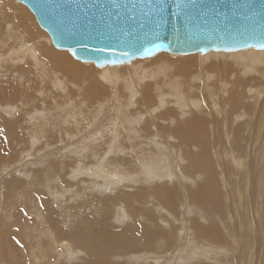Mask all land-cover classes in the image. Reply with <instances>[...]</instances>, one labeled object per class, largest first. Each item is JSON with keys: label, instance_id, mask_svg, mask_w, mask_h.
I'll return each instance as SVG.
<instances>
[{"label": "bare ground", "instance_id": "6f19581e", "mask_svg": "<svg viewBox=\"0 0 264 264\" xmlns=\"http://www.w3.org/2000/svg\"><path fill=\"white\" fill-rule=\"evenodd\" d=\"M2 35L7 37L8 40H11L5 42ZM29 41H31V43ZM50 42L51 39L49 37L46 38L45 34L37 28L36 21L31 16V11L27 7L18 5L13 0H0V48L3 49H0V52L2 53L0 54V60L2 59L1 56L4 57L10 52L6 57L12 61V65L10 64L11 66H13L17 60H20V62L23 63L21 65L18 61V65L20 66V68L18 65L13 66L18 67H15V69H18V71L19 69L22 70L21 76L19 77L23 80V86L21 87L30 88L31 81L33 80L32 78L35 75H39V70L37 68L38 64L33 63V58L35 57H40L43 60H50L49 64L51 65V67H57L59 70H64L65 73L71 75L73 77V83L71 85L72 87H75L76 80L74 79H77L79 74L83 75L86 67L84 66L82 61L74 60L72 58L71 54L74 55L73 51H52ZM27 44H29V46L26 47ZM4 48H10L11 51L7 53V50H5ZM15 48L19 49L15 50ZM53 49L55 48L53 47ZM211 50L209 52L207 51L206 54H203L204 52H195L199 54L200 57L196 54L177 55L174 53L178 56L174 58V56H170L172 54L168 52V54H170L168 55V63L178 73H182V75L186 74L192 67V65L194 67L195 62L203 65L201 67L204 70L205 75L210 77V80L213 77L217 78L216 81L211 85L210 83L205 85L195 83L194 85L189 86L190 84L188 85L187 83H185L183 78L182 80H180L179 87H177L179 88V91L176 92V95L174 89V93L163 95V99L161 98L158 100L157 98L160 96H158L157 98L156 96L155 98L152 97V99L151 97H147L148 94H152L151 90L149 91L145 87L148 86V84H146L145 86L141 87V93L135 99L138 100V105L128 104L129 110H137L139 107H143L144 109L143 115L135 114V116L138 118L135 126L139 125L141 122L144 123L139 127L141 129L139 130L140 132L144 134L145 132L146 134L151 133L149 131V128L147 127H154L156 131L166 133L162 134V136L166 135L165 140L170 147L172 158L169 156L168 150L164 149L163 155L165 164L169 169L168 174L169 172L175 173L171 174L170 177H168V175L166 174L160 175L157 171V167H145L144 180L138 178L137 183L140 184V186L137 188V190L131 189L133 187L132 179L131 177L124 176L126 175L124 170H121V174L115 175V177H117L116 179L110 177L112 182L109 181V185H106L108 181L106 183V180L103 179L105 183H102V186H111L113 191L115 192V199L123 203V209L117 210V213H115V219L121 220L123 218H127V216L124 214L127 213L128 217L129 215L131 216L132 222L126 225L121 230H118L116 227H114V225H111L109 221L110 212L116 206V202L113 197L103 196L101 194L99 195L98 193L95 194L94 197H91L90 200L92 198H95V202H98V205L100 203L99 216L95 215L93 216V219H91L97 220V223L93 224V221L90 220L91 222H87V226L92 225L90 226V231L88 227L87 230L83 229L86 226L77 227V234L73 229H71L69 236V241L73 244L72 247L74 248L79 246V248H76L75 250L73 249V252L74 254H76V256H83L79 259L81 260V263L82 260L85 259L87 262L85 261L83 264H128V261H132V264H134L133 260L138 259L139 264H151V261L153 259H156L157 264H166L162 263L160 258H167L171 254V252H176L175 259L179 258L178 264L200 263V260H197L195 258L199 252L205 253L203 249H196L195 251L190 252L185 251V253L182 254L181 250H179L177 247L170 246V244L174 241L173 233L175 232L174 224L171 220L175 219H173L169 214L174 211L173 207L175 202L173 200H175L174 195H176L178 204L180 205L181 203V210H179V212L182 220L184 219L186 212L188 211L190 203H193L194 205H197L204 210H206L207 205H210L212 206L215 214H219L224 209L233 217L234 229H232V232L234 236V246L232 250L228 252L227 250L220 247L218 248L219 254H217V249L211 246L209 248V257H216V255L226 257L228 256V254L235 253V259L238 262L236 264H245L243 261L244 254L248 246L255 243V247L253 249V262L251 264H264V114H260V111L256 110V107L258 105H255L253 103L254 100L253 102H251L253 103V106L247 112V115L239 116L238 120L235 122L232 121L231 116L236 111L232 112L234 110L227 109V104L229 105L230 109H235L238 106H241L242 108L246 107L247 103L242 102L245 95L249 99V94L252 96H258L259 94L261 96V94H264L261 93L262 89L264 91V83L262 82L264 81V78L262 79V77H264V47H249V49L241 50L238 52L231 50H214V52H212ZM250 51L252 53H250ZM51 53L53 54V56H55L54 58H51V56H49L51 55ZM220 53H226V55H220V57L223 59H218V55L216 54ZM151 56L152 58L154 57V55ZM234 57H236L237 60H240L243 63H249V66L246 71L242 72V75H244L245 77L239 75L241 71L237 68L238 72H236L237 74H234L235 78H231L232 80H229L227 84L226 76L229 74L228 71L230 72L232 64H234ZM152 58L148 57L147 59ZM2 63L3 62H0L1 66ZM135 63L136 60L132 62L128 61L115 64L105 63L98 68H102L100 71V74L102 76H105L108 71L116 75L112 76V90H115L117 86L115 85L114 81L116 77H118L117 71H128L131 68V70H129L131 72L133 71ZM10 65L8 63V67ZM11 70L12 69L10 68L9 70L3 72L4 75L2 76L8 78V75L11 74ZM246 75H251V77L254 78V86L248 87V85H242V82H244L247 78ZM3 77H1L0 75V80ZM10 80L11 82L8 80L0 81V95L4 98L8 94L11 95V93H13L10 92V90L14 89V91H16L17 89H19L17 88L16 81L14 82L13 78ZM19 82L17 84H20ZM226 85L227 87H225ZM99 87L100 91L103 92L104 89L101 86ZM209 87L211 88L212 93L209 92ZM221 87L223 88V90L221 89ZM203 88L205 89V91ZM245 88H247L246 92L244 91ZM23 92L24 91H21L20 93ZM93 93H89L87 94V96L91 97ZM17 94L19 93L15 92V95ZM27 97L19 100V103H30V97ZM260 98L258 96L257 102ZM17 101H15V103L13 102V104H16ZM211 104L215 106L219 104L217 109H219L220 114L223 117H227V122L223 119V117H218V115L214 113L215 109H212ZM80 105H82V103ZM156 105L157 107H155ZM6 106L7 105H5V107ZM8 106L11 105L8 104ZM110 106L111 105H109V107ZM111 108L112 110L116 111L115 105L111 106ZM262 108H264V106ZM13 109L11 108L10 110L9 108L10 111L7 113H11ZM17 109L18 108L15 107L13 118L16 117L19 119V121H15L14 124L16 125L17 123L18 127L21 126L23 128L25 123H27V125L33 130V135L27 136V138L30 140L31 144H34L37 141L36 133L34 132L36 130L39 131L40 129L38 128H41L42 126L40 127V123L37 124L38 120H32V118L34 117L31 116V110L28 111L23 107V111L26 110L28 112L20 114ZM127 110L128 109H126L124 114L130 115L132 111L127 112ZM252 110L254 111V115L257 117L256 120H254L252 116H248L252 114ZM38 115L40 116V113ZM75 117L76 115L72 112V114L70 115V119L68 120L73 122V118ZM92 117L95 118L96 116L92 115L91 118ZM35 118H38L36 112ZM76 118H78V116ZM104 120H111L109 114H107V117H102L99 124H101ZM3 121L2 119L0 120L1 123L3 122V124H1L2 130L0 132L10 139L15 138L11 137L12 135L16 136V140L14 139L15 142H17L18 140L20 142L21 137L17 133L16 126L14 127L12 124H10V122H7L5 118ZM77 121L74 122L72 127H76V125L78 124ZM83 123L86 122L83 121ZM83 123L81 124L83 125ZM220 123L223 124L224 129L227 131L224 139L219 136L218 125ZM56 124L58 125V123ZM98 126L100 128V125ZM73 129L74 128H71L70 131H73ZM39 133H41V130ZM20 134L22 135V133ZM61 134L62 136H66L67 140L69 141H74V139H76L78 135V133ZM127 134L128 133H126V135ZM45 136L46 134L44 135V137ZM55 136L56 142L58 137L62 138L60 134L59 136L55 134ZM49 137L47 136L45 138L48 139ZM62 139H64V137ZM101 139L103 140V138ZM123 140H125V137L123 138ZM9 144L11 143L9 142ZM58 144L60 146H56V153H60L61 148L64 145L63 143H61V140ZM213 144H217L220 146V155H223V151L226 150L230 154H233V152H237L242 156V159L240 158L241 156L235 157V160H241L240 162H238V167L234 171L228 163L220 159L219 156L216 157L212 147ZM53 152L45 154V156H51L48 157L47 166L52 171L60 170L62 172V174L59 175L60 180L62 181V183H64L61 187V191H64V188L69 184V174L74 173V171L75 174L73 175L75 178H79L81 174H84V178H90V182L85 180L86 182H88L87 186L91 188V190L89 189L90 191H96L94 190L96 181H94V178L91 175L93 167L89 166L90 162L94 161L97 158V153L95 150L89 153V155L84 157L83 159L79 158L82 152H80L78 155L75 153L72 160H69V162H64L57 156L52 157ZM40 160L41 159L38 158L37 161ZM31 161H36V159L33 158ZM215 161L217 162L215 163ZM95 163L97 170L99 169V174H103V171L106 170L105 166L99 159L95 160ZM125 165H127V163ZM75 168L87 169L89 173H80L81 169H79L80 172H77L78 170ZM245 168L249 169L251 173L252 183L256 188H258L257 190L253 191L254 196L252 198V201L248 205L245 204V194L242 193L240 189ZM129 169L131 170V168ZM65 170L67 172L66 177ZM117 170L118 169H113V171ZM41 172H43V170L39 168L37 172L33 169L31 171L32 174H35L33 177H37L41 174ZM219 175H223L224 178H219ZM74 177H72L74 181L71 182L81 183L80 185L83 184L82 186H84L83 181H78ZM167 177L173 181L169 182L167 180ZM118 180H120V182L121 180L124 182V187L127 188L126 190H117ZM71 185L74 184H69L70 187ZM87 186L83 188L86 189ZM218 199H222V202ZM38 204H40V208L39 206L38 208L43 214V217L40 216L43 218V220L41 221L43 224L45 223L44 226L48 230L49 250L51 252L50 257L52 259V264H62V258L60 257L61 251L62 249L66 248L67 252V249H69L68 244L66 245L64 242V240L68 239L69 237L66 236V232L61 231L58 228L56 213L52 209L51 201L46 198H40ZM155 204L161 206V209L164 210V214H158L155 211L153 207V205ZM173 213L176 214L175 212ZM199 213L200 212H198V214ZM237 213L242 215L237 218ZM197 220H201V217L198 216ZM176 223L178 225L177 221ZM251 225H253L255 228L254 239H252L251 235ZM196 226V221H193V228H196ZM217 227V225L211 223L210 221L205 222V225H203L204 230L201 231V236L205 239H207V237L211 234L216 236ZM18 228L19 230L21 228L22 231L25 227H23V225H20ZM27 240L29 244L27 245L26 249L23 248V251L26 250V254L31 257L32 264H43V262L40 261V259L42 258L40 256H37L39 245L36 244L31 238H27ZM193 241H195V238H193L191 244L193 243ZM14 250L19 251V248L15 247ZM20 250L22 251L21 248ZM205 254L208 255V253ZM5 255L7 254H5L4 250H2V248L0 247V259L3 264H7L5 258L8 255ZM180 256H183L182 260L180 259ZM54 259H56V261H54Z\"/></svg>", "mask_w": 264, "mask_h": 264}, {"label": "rangeland", "instance_id": "374dc122", "mask_svg": "<svg viewBox=\"0 0 264 264\" xmlns=\"http://www.w3.org/2000/svg\"><path fill=\"white\" fill-rule=\"evenodd\" d=\"M13 1L18 5H23L27 7L25 4L21 2H18L16 0ZM31 16L36 21L37 28L45 34L46 38L49 37L51 39L50 35H48V32L39 26L32 11H31ZM2 37L5 42L11 40V39L8 40L7 37L3 35ZM29 42L31 43V41ZM50 43H51L52 51L70 52V50H62L56 48L53 45L52 40ZM27 46H29V44H27L26 47ZM53 47L56 50L53 49ZM0 49L3 50L2 48ZM17 49L19 48H15V50ZM246 49H249V47L244 49H237V50L231 49V51L238 52ZM5 50H7V53L11 51L10 48H7ZM209 51L210 50H208V52ZM211 51L214 52L213 49ZM166 52L158 51L152 54L154 55L153 58L152 56H148L149 58L152 59H147L148 57H137L132 60L121 61V62H128V61L132 62L136 60V63L134 64L133 71L131 72L129 71L131 70V68L128 71L125 70L117 71L118 77H116L114 81L115 85L117 86L115 90H112V84H113L112 76L113 75L116 76L115 74L110 73L108 71V73L105 74V76H102L100 74L102 68H98L100 66L97 65L95 62L80 60L75 55L72 54L71 56L74 60L82 61L84 66L86 67L85 71L83 72V75L79 74L77 79H74L76 80L75 87L71 86L73 83L72 82L73 77L71 75L65 73L64 70H59L56 66H55L56 68L51 67V65L49 64L50 60L48 61L47 59L43 60L40 57H35L33 58L34 59L33 63L38 64L37 68L39 70V75H35L32 78L33 80L31 81L30 88L28 87L23 88L21 87L23 86L22 84L23 80L22 78H19L21 76L22 70L19 69L18 71V69L17 70L15 69V67L18 65V61L19 64L21 65L23 63H21L20 60H17L16 61L17 63L15 62L14 64L16 66L13 67L14 65L11 66L12 61L6 57L10 52L6 56H4L5 58L1 56L2 59L0 60V62L4 63V64L2 63V66L0 64L1 77H3L2 75H4L3 72L9 70L10 68L12 70L14 68V70L13 71L11 70V74L8 75V78L10 76L9 79L4 76L3 78L5 79L2 78L0 81L8 80L11 82L10 79L13 78L14 82L16 81L17 88L19 89H17L16 91H14V89L10 90V92L13 93H11V95L8 94L5 98L0 95L1 96L0 120L2 119L3 121L5 118L7 122H10V124H12L14 127L16 126L17 133L21 137L20 142L19 140L15 142L16 136L12 135L11 137H15V138L10 139L0 132V150H1L0 151V247L2 248V250H4L5 254L8 255V256L5 255L7 256L6 258L4 257L7 261V264L8 263L32 264L31 257L28 254H26L25 252L26 250L23 251V248L26 249L27 245L29 244L27 238H31L36 244L39 245L37 256H40L42 258L40 259V261H42L43 264H52V259L50 257L51 252L49 250L48 230L44 226L45 223L43 224L41 221L43 220L42 218L43 214L39 210L40 204H38V201H40V198L42 199L46 198L49 201H51L52 209L56 213L57 226L61 231L66 232V236L69 237L71 229H73L74 232L77 234V227L86 226L83 229L87 230L88 227L90 231L91 230L90 226L92 225L87 226V222L93 219V216L95 215L99 216L100 203L98 205V202H95L96 200L95 198H92L90 200L91 197H94V195L97 193L103 196H112L116 202V206L110 212L109 221L111 225H114V227H116L118 230H121L126 225L132 222L131 216L129 215L128 217V214L124 213L127 216V218H123L121 220L115 219V213H117V210L123 209V203L115 199V192L113 191L111 186L110 187H104L105 185L102 186V183L103 184L105 183L104 180H106V183L108 181L106 185H109V183L112 182L110 177L116 179L117 177H115V175L121 174L122 172L121 170H124L126 173V175L124 176L131 177L132 179L133 187L131 189L137 190V188L140 186V184L137 183L138 178L144 180L145 167L147 168L157 167L158 168L157 171L160 175L166 174L168 175V177H170L171 174L175 173V172H169L168 174L169 169L165 164V159L163 155L164 149L168 150L169 156L172 158L170 147L167 141L165 140L166 135L162 136V134H164L165 132H158L155 130L154 127H147L149 128V131L151 133L146 134L145 132L144 134L140 132L139 130L141 129L139 127L144 123L141 122L139 125L135 126V124L138 121V118L135 116V114L143 115L144 109L143 107H139L137 110H129L128 104L138 105V100L135 99L141 93L140 90L141 87L145 86L146 84H148V86L145 87L149 91L151 90V94L153 95L152 96L148 94L147 97H151L152 99V97L155 98L156 96L157 98L158 96H160L157 98L159 100L161 98L163 99V95L174 93L173 91L174 89L176 95V92L179 91V88L177 87H179L180 80H182L183 78L185 83H187L188 85L190 84L189 86H192L195 83L202 85L210 83L211 85L216 81L217 78L213 77L211 79L212 80L211 82L210 77L205 75L204 70L201 67L203 65L199 64L198 62H195L194 67L192 65V67L189 69V71L186 74L182 75V73H178L168 63V55L172 53L169 52L170 54H168V51ZM206 53L207 51L204 52L203 54ZM250 53L252 52L250 51ZM0 54L2 53L0 52ZM190 54H196L199 56V54L197 53H190ZM190 54H184V55H190ZM223 54L226 55V53H220L216 55H218V59H223L220 57V55ZM177 55H183V54H177ZM177 55L172 54L170 56H174L175 58L178 57ZM49 56H51V58L55 57L53 56L52 53ZM233 59H235V61H233L234 64H232L230 68V72L228 71L229 74L226 76L227 84L229 80L235 78L234 74L238 72L237 68L240 69L241 71L240 72L241 74L239 73V75L244 76L242 75V72L246 71L249 66V63H243L240 60H237L236 57H234ZM8 63L9 65L11 64L9 67H8ZM246 76L248 79L246 78L245 81L246 80L247 81L246 82L244 81L245 83L242 82V85L244 86L248 85V87L254 86L255 84L254 78H252L251 75L250 76L246 75ZM18 78L19 81L21 80L20 82L18 81ZM263 78L264 77H262V79ZM79 81H81L82 83ZM18 82L20 84H17ZM262 82L264 83V81ZM99 86H101L104 89L103 92L100 91ZM85 87L88 89H86ZM225 87H227V85ZM263 88H264V84H263ZM221 89L223 90L222 87ZM19 90L20 92L21 91L24 92L20 93ZM208 90L210 93H212L210 87L208 88ZM246 90L247 88L244 89L245 92ZM262 91L261 93H264V91L263 92ZM15 92H18L19 94L15 95ZM89 93H93L91 97L87 96V94ZM27 96L30 97V103L20 104L19 100H22ZM258 96L259 98L260 97L261 98L257 102ZM258 96H252L249 94V99H248V97L245 95L243 97L242 102H246L247 106L244 108L238 106L235 109L232 108L230 109L229 105L227 104V109L234 110L232 112L236 111L231 116L232 121L233 122L237 121L239 116L241 115L246 116L247 112L252 108L253 103L255 105H258L256 107V110L260 111V114L262 113L264 114V108H262L264 106V103H261L264 102V94H261V96L259 94ZM11 98L12 101L17 98L15 100V101L18 100L16 104H13V102L15 103V101L12 102ZM81 103L82 105H80ZM8 104L11 106H8ZM5 105L7 106L5 107ZM109 105L111 106L115 105L116 111L112 110L111 106L109 107ZM218 105L215 106L211 104V107L213 110L215 109L214 113H216L218 117H223L220 114L219 109H217ZM15 107L19 109V110L17 109V111L20 114H24L31 110L32 111L31 116L34 117L32 118V120L40 121V122L37 121V124L40 123V127L42 126L41 128H38L41 130V133H39L40 130L39 131L36 130L34 132L36 133V140H37L34 144H31L30 140L27 138V136L33 135L32 128H30L27 125V123H25L23 128L21 126L18 127L17 123L16 125L14 124L15 121H19L18 118L16 117L13 118V112H15L14 111ZM23 107L24 109L26 108V110L28 111L26 110L23 111ZM155 107H157V105ZM9 108L10 110L11 108L12 109L14 108L11 111V113H7L10 111ZM126 109H128L127 112L132 111V113L130 115L124 114ZM36 110L39 111L37 112ZM35 112L38 118H35ZM72 112L76 115V117L78 116V118L76 117L73 118L74 120L73 122L68 120L70 119V115L72 114ZM39 113L40 116L38 115ZM107 114H109L111 120H104L101 124H99L102 117L103 118L107 117ZM252 114L248 116H252V118L256 120L257 117L254 115L253 110H252ZM92 115L96 116L95 118L92 117L94 120L91 118ZM79 119L81 123H83V121H85L86 123H83L82 125L79 122ZM223 119L227 122L226 116L223 117ZM76 121L78 123L77 124L78 126L76 125V127H72V125ZM3 122L2 123L0 122V131L2 130L1 124H3ZM56 123H58V125ZM98 125H100V128ZM71 128H74L73 131H70ZM218 130H219V136L222 139H224L225 135L227 134V131L224 129L222 123L218 125ZM20 133H22V135ZM61 133L63 134L78 133V135L76 139H74V141L71 140L69 141L67 140L66 136L64 135L62 136ZM126 133L128 134L126 135ZM45 134H46L45 137L51 136L48 138L49 140L44 137ZM55 134H57V136H59L60 134L62 138L64 137V139L59 137H58L59 140L57 139L58 143H60L61 140V143L64 144V145L62 144L63 147L61 148L60 153L55 152L57 149L56 146L57 145L60 146L56 142ZM124 137L125 140H123ZM101 138H103V140ZM9 142L15 147L9 144ZM212 147L216 157L219 156L220 159L228 163L232 167L233 171L238 167V162H240V160L242 159L241 155H239L237 152H233V154H230L226 150L223 151L222 153L223 155H220L219 154L220 146L217 144H213ZM94 150L97 153V158L102 162V164L106 168V170L103 171L104 172L103 174L102 173L99 174L100 173L98 171L99 169L97 170V167L95 165L96 164L95 160H98L97 158L94 161L90 162L89 164V166L93 167L91 175L93 176L94 181H96V186L94 188V190L96 191L94 192L90 191L91 188L87 186L88 182L86 181L90 182L91 181L90 178H84V174H81L79 178H75L73 175L75 174V171L74 173L69 174L70 182H68L69 184H74V185H71L70 187L68 184L64 188V191H61V187L63 186L64 183H62V181L60 180L59 175H61L62 172L60 170L52 171L48 168L47 160L48 157L51 156H45V154L49 152L52 153L54 151L52 157L57 156L64 162H69V160L70 161L72 160L75 153L78 155L80 152H82L79 158L83 159ZM236 156H241L240 157L241 159L235 160ZM33 158H35L36 161H31ZM38 158H40L41 160L37 161ZM216 162L217 161H215V163ZM126 163L127 165H125ZM38 168L43 170V172H41V174L38 175L37 177H33L35 174L31 173L32 169L37 172ZM129 168H131V170ZM75 169L78 170L77 172H80L79 169H81L80 173H89L87 169H83V168H75ZM113 169H118V170L113 171ZM66 174L67 172L65 170V177ZM72 177H74L78 181H83L84 186H82L83 184L80 185L81 183L71 182L74 181ZM168 177L167 180L169 182H172L173 180H170ZM218 177L224 178L223 175H219ZM98 179L100 180V182ZM117 184H118L117 190L124 191L127 189L124 187V182L122 180L121 182L120 180H118ZM86 186H87L86 189L83 188ZM240 189L241 192L245 194V204L246 205L250 204L254 196L253 191L257 190L258 188H256L253 185L251 180V173L248 168L244 169V176L242 178ZM174 196H175V200H173L175 202L173 207L174 211H172L171 214L169 215L173 219H175V220H171L174 224L175 232L173 233L174 241L170 244V246L177 247L179 250H181L182 254H184L185 251L190 252V251H195L196 249H203V251L205 253H208V255L199 252L195 258L197 260H200V263L198 264L238 263L234 256L235 253L228 254V256L226 257H221L219 255H216V257H209L210 255L209 248L211 246L217 249V254H219L218 248L220 247L227 250L228 252L232 250L234 246L233 245L234 236L232 232V229H234V225H233V217L231 216V214L226 212V210H224L223 208H222L223 210L219 214H215L212 206L210 205H207L206 210H204L201 209L199 206L190 203L188 207V211L186 212V215L182 220V217L180 216V212H179V210H181V203L179 205L176 195ZM220 201L222 202V199ZM153 207L158 214L159 213L164 214V210H162L161 206H159L158 204L153 205ZM173 212H175L176 214H174ZM198 212L200 213L198 214ZM237 214H238L237 218L242 215L239 213ZM198 216L201 217V220H197ZM91 221H93V224L97 223V220H91ZM176 221L178 222V225ZM193 221H196L197 223L196 228H193ZM207 221H210L211 223L217 225L218 227H217L216 236L211 234L207 237V239H205L201 236V231L204 230L203 225H205V222ZM18 225L19 226L23 225V227L25 228L21 231V228L19 230ZM251 235H252V239H254L255 228L253 225H251ZM193 238H195V241H193V243L191 244ZM69 240L70 237L64 240L65 244L66 245L68 244L69 249H67V252H66V248L65 249L61 248L62 251L60 257L62 258L61 260L62 264H83L86 260L85 259L82 260V263L81 260H79L83 256L80 255L76 256V254H74L73 252V249L75 250L76 248H79V246L73 248L72 247L73 244ZM15 247L19 248V251L14 250ZM254 247H255V243L250 244L248 246L243 259L245 264H251L253 262ZM20 248L22 249V251L20 250ZM175 256H176V252H171V254L167 258L162 257L160 259L162 263L178 264L179 258L175 259ZM180 259L182 260L183 256H180ZM54 261H56V259H54ZM133 263L139 264L138 259H134ZM0 264H3L1 259H0ZM128 264H132V261L131 262L128 261ZM151 264H157L156 259H153L151 261Z\"/></svg>", "mask_w": 264, "mask_h": 264}, {"label": "water", "instance_id": "95a60500", "mask_svg": "<svg viewBox=\"0 0 264 264\" xmlns=\"http://www.w3.org/2000/svg\"><path fill=\"white\" fill-rule=\"evenodd\" d=\"M53 45L115 64L158 51L264 47V0H17Z\"/></svg>", "mask_w": 264, "mask_h": 264}]
</instances>
